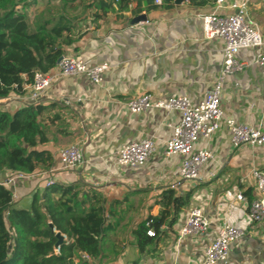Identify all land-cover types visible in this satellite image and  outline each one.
Listing matches in <instances>:
<instances>
[{
    "label": "crops",
    "instance_id": "0c3cea01",
    "mask_svg": "<svg viewBox=\"0 0 264 264\" xmlns=\"http://www.w3.org/2000/svg\"><path fill=\"white\" fill-rule=\"evenodd\" d=\"M102 1L106 0L21 3L20 9L26 4L34 29L46 20L70 18L76 24L77 40L66 54L79 55L93 65L107 62L110 68L100 85L83 76L66 77L55 80L46 91L42 105L55 104L56 108L43 122L49 141L42 148L53 152L54 164L18 184L14 189L16 206L30 208L41 178L42 186L52 177L62 185H75L83 194L101 195L106 207L113 206L115 213L109 220L117 227L105 240V258L98 264H201L204 250L224 218L246 231L243 240L232 247L227 264H264V223L253 224L248 216V202L254 197L250 173L255 167L264 169V148L233 147L228 129L222 126L210 140L201 139L196 145L210 149L215 157L206 165L200 181H183L179 177L181 157L167 159L164 155L165 143L173 138L169 125L177 123L179 113L150 108L133 114L127 107L128 101L143 94L154 100L186 95L194 102L205 97L223 64L221 40L204 39L200 20V15L215 10V0H173L162 6L132 0L128 11L119 12L114 4L115 10L106 14ZM248 1L249 16L264 37V0ZM140 15H146L147 21L131 25ZM240 59L248 67L224 83V119L257 126L264 122V67L255 64L251 51H243ZM29 104L27 88L23 94L0 98V107L11 112ZM146 137L155 139L157 152L144 166L131 169L115 164L121 145ZM71 145L79 146L85 156V163L77 170L65 169L58 159L59 150ZM13 173L0 172V183ZM168 189L179 196L191 192L190 202L176 223L161 229L155 242L141 253L133 231L149 216L160 214V196ZM239 191H243L246 203L236 200ZM195 207L203 209L213 224L203 235L180 238L176 230ZM132 219L131 231L120 233L125 221ZM62 236L66 242L67 236Z\"/></svg>",
    "mask_w": 264,
    "mask_h": 264
},
{
    "label": "trees",
    "instance_id": "16d2710c",
    "mask_svg": "<svg viewBox=\"0 0 264 264\" xmlns=\"http://www.w3.org/2000/svg\"><path fill=\"white\" fill-rule=\"evenodd\" d=\"M23 1L0 0V98L23 94L36 72L53 70L77 40L76 24L66 16L46 20L34 29L26 4L20 9ZM131 1L106 0L101 2V8L104 14L115 10L114 4L119 12L128 11ZM55 108V104H30L11 112L0 107V172L33 175L53 166V152L42 146L49 141L43 122ZM37 185L30 208L26 209L18 208L15 192L0 183V264L101 262L105 258V240L117 227L109 220L115 213L113 206L106 207L101 195L83 194L75 185L55 182L48 186L45 181L42 186V178ZM191 194L179 196L172 189L161 194L160 214L149 216L133 231L141 253L155 242L163 225L176 223ZM150 230H154V236L148 235ZM59 233L66 235L69 242L57 247Z\"/></svg>",
    "mask_w": 264,
    "mask_h": 264
},
{
    "label": "built area",
    "instance_id": "2783aa9c",
    "mask_svg": "<svg viewBox=\"0 0 264 264\" xmlns=\"http://www.w3.org/2000/svg\"><path fill=\"white\" fill-rule=\"evenodd\" d=\"M168 1L155 0L154 3L162 6ZM248 5V0H215V10L200 15L204 39H219L223 45L220 75L202 100L194 102L190 97L179 94L154 100L151 95L143 94L127 103L129 111L133 114H142L150 108L179 113L177 123L169 125L173 128V138L165 143L164 155L167 159L181 157L179 177L183 181H200L206 165L215 157L210 149H198L196 145L201 139L210 140L222 126L228 129L233 147L264 148V122L252 126L233 118L224 119L221 104L226 76L242 73L248 67L247 62L240 59L243 51L253 52L255 64L264 67V37L258 24L250 18ZM223 11H229V14H223ZM109 68L107 62L93 65L85 62L79 55L65 54L52 73L37 71L33 82L25 86L29 90L30 104H42L46 91L56 79L83 76L94 85H100ZM156 152L155 139L146 137L121 145L114 161L118 167L137 169L144 166ZM58 159L68 170H77L85 163L83 150L77 145L60 149ZM35 174L13 173L4 184L16 189L20 182L34 177ZM250 175L254 182V197L248 202V216L253 224H261L264 223V169L255 167ZM55 182L52 177L47 178L48 186ZM235 196L238 202H247L243 191H239ZM212 224L211 217L206 215L203 209L195 207L190 210L184 225L176 232L180 238L196 237L206 233ZM161 229L169 227L163 225ZM245 234L244 229L229 224L224 218L216 237L204 250L201 264H227L231 248L239 244ZM148 235L154 236V230H150ZM66 242H69L68 239ZM56 252L59 253V249H56ZM83 258L90 261L86 255Z\"/></svg>",
    "mask_w": 264,
    "mask_h": 264
},
{
    "label": "water",
    "instance_id": "95a60500",
    "mask_svg": "<svg viewBox=\"0 0 264 264\" xmlns=\"http://www.w3.org/2000/svg\"><path fill=\"white\" fill-rule=\"evenodd\" d=\"M185 0H177V3H182L184 2ZM147 21V17L146 15H140L136 18H134L132 21H131V25H136L138 23H142V22H146ZM62 59V57L60 58V60ZM59 60V62H60ZM11 190L14 192V188H11ZM58 243H57V247L60 246L63 242H64V237L62 236V234H58ZM99 262V260H97Z\"/></svg>",
    "mask_w": 264,
    "mask_h": 264
},
{
    "label": "rangeland",
    "instance_id": "374dc122",
    "mask_svg": "<svg viewBox=\"0 0 264 264\" xmlns=\"http://www.w3.org/2000/svg\"><path fill=\"white\" fill-rule=\"evenodd\" d=\"M79 3H81V2H79ZM79 3L77 4V5H79ZM211 13V12H210ZM223 14H229V11H223ZM249 14H250V12H249ZM33 18V17H32ZM68 55H75V54H68ZM233 75H229V76H226V79H229L230 77H232ZM61 79H56V82L57 81H60ZM223 88H224V85H223ZM131 218H132V216H130ZM132 222H133V219L131 220V221H125V223L121 226V228H119V230H120V233H123V234H126V233H128V232H130L131 231V228H130V226L132 225ZM231 250H232V248H231Z\"/></svg>",
    "mask_w": 264,
    "mask_h": 264
}]
</instances>
